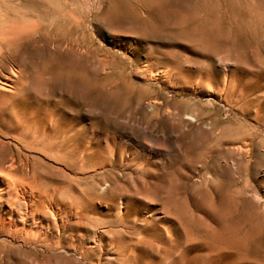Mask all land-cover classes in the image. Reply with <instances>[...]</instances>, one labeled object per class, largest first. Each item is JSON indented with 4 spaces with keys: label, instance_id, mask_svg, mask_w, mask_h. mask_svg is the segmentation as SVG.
<instances>
[{
    "label": "rangeland",
    "instance_id": "374dc122",
    "mask_svg": "<svg viewBox=\"0 0 264 264\" xmlns=\"http://www.w3.org/2000/svg\"><path fill=\"white\" fill-rule=\"evenodd\" d=\"M4 81L11 86L0 88V125L30 115L46 147L39 142L44 149L21 150L20 156L1 135L0 159L15 153L19 169L28 167L44 183L58 179L60 198L82 207L102 196L97 151L109 153L110 144L115 153L123 145L139 152L141 160L131 155L121 164L116 159L114 165H121L114 169L116 176L132 178L144 157L162 182L167 173L172 194L180 184L186 186L179 194L194 210L192 201H204V190L217 200L214 187L220 181L211 183L213 176L203 171L196 154L204 157L210 147L225 150L233 144L249 149L251 134L257 146L245 152L250 161L253 153L264 152V0H0V86ZM83 136L90 143L82 154L58 149L61 138L72 145ZM253 164L236 177L238 194L256 206L244 209L249 221L264 220V163ZM130 182L123 187L130 202L119 215L95 203L99 215L92 212L90 224L77 230L84 236L79 245L91 247L97 232L120 245L140 241L137 261L120 264H147L156 249L151 240L170 232L182 234L190 251L206 248L208 242L198 241V227L189 223L185 229ZM18 243L0 233V264H38L40 252L48 251ZM116 244L108 258L104 243L93 245L88 258L81 249L66 253L61 247L57 251L68 260L59 264L94 259L117 264ZM226 262L261 264L243 254Z\"/></svg>",
    "mask_w": 264,
    "mask_h": 264
},
{
    "label": "bare ground",
    "instance_id": "6f19581e",
    "mask_svg": "<svg viewBox=\"0 0 264 264\" xmlns=\"http://www.w3.org/2000/svg\"><path fill=\"white\" fill-rule=\"evenodd\" d=\"M9 33L11 34V32ZM10 81H4V85H1L0 88L2 87L8 91V86H11ZM1 98L2 94L0 93V99ZM3 103L4 101L0 100V104ZM29 116H26L24 119L21 118L22 120H19V117L17 120L10 119L6 124L4 123L5 126L0 125L2 127V129L0 127V136L2 135V137L9 140V142L14 143V147L19 151V155L24 153L20 152L21 150L27 151V149H29V152L34 149V147L38 148L37 144H39V142L43 143L44 140V133L39 132V127L33 126L34 129H32V121L30 122ZM52 129L53 128H51V130ZM252 136V134L249 136L250 140L248 144L251 146L249 149L233 144L231 147L225 148V150L218 148L213 150V148L210 147L205 151L206 156L204 157H201L200 154H196L203 167V171L213 176L211 183H213L216 178L218 181L220 180L222 182V185L220 186V181L218 182V186L214 184V193L217 195V200L213 199L210 191L204 189V191L200 192V196L205 199L204 201L190 200L194 202L192 203L195 206L194 210L190 209L188 205L189 201L186 199L187 196H181L179 194L186 186L180 184V189H177V193L172 194V183L168 181L170 178L167 177V173H164L165 177L163 176L164 179H167L166 182H162V179L158 177L154 171H151L153 169L148 170L150 167L147 168L146 166L150 161L144 157V159L141 157L142 162H140L141 167H139V172L133 175L132 178L127 177L122 179L116 176L114 174L116 173L114 169L117 165H120L119 163L114 165V163L118 162L117 160H119L121 164L125 162L126 158L132 159V157H138V160H141L140 154L138 155L139 152L133 153L132 150H126V148H122L123 145H120V147L117 145L119 148L117 150L118 152L115 151V153L110 144L106 147L108 152L110 151L109 153L101 152L104 148L97 151V153L99 152L96 158L98 162H96L95 166L104 173L103 180L98 185L100 195L102 196H100V201H91L92 204L82 207H78L71 200L67 201L63 196V198H60L61 193L57 177V181H51L53 177L51 179L49 178L50 181H48V183L37 180L38 177L35 171L32 174L33 170L29 171L28 167H26L25 170L18 168L14 155L15 153H11L9 158L5 157L4 159H0V233L10 235L13 242H30L33 243V245L38 244L45 250L54 251L40 252L39 256L37 255L38 264H59L65 261V259L68 260L64 254L62 255L57 251V249L61 247H64L66 253H76L77 249H81L80 254L88 258L90 252H94L92 249L94 248L93 245L99 244L101 246V243H104L103 250L107 253L106 256L108 258L110 257L108 251L113 249V246L117 243L114 237H108L105 233L97 232L92 235L91 242L94 244H91V247H83L79 245V243L83 240L82 237L84 236L82 233L78 235L76 232L78 229L86 228L90 224L91 218L93 217L92 212L96 214L100 212H98V207L95 203H104L103 205L108 208V214L115 212V214L119 215L125 205L130 202V197L124 194L123 187L126 185L125 183L131 179L132 182L130 183L140 185V192L146 197L150 196L151 202L157 201L160 203L162 208L160 210H162L165 215H172L185 229L186 225L189 223L198 227V241L200 240L201 243L205 241L208 242L206 248H203L204 250L198 248L190 251L187 248L188 241H186V238L182 234L174 235L171 234V232L167 233L165 237L162 236L161 238L151 240V247H155L156 249L153 250V256H149L150 259L148 258L147 264H228L227 262L225 263V261L234 263L240 254L247 255L249 259L264 264V220L256 219L249 221L244 216V209H248L250 206L256 208V206L254 203L247 200L244 194H238V190L236 189V177L239 171L250 166V163H264V152L258 153V151L257 153H253L256 155L253 161H250V157L247 155L248 153H252L253 148L256 149L255 147L257 146V142ZM2 137L0 138V145H2V142H5L2 141ZM64 138L65 137L61 138L60 141L57 142L59 145L58 149L63 148L67 153L81 152L80 154L89 150V136H83L79 142L75 141L76 144L73 143L72 145ZM32 143H34L35 146H30ZM43 144L46 147V144ZM39 149L41 150L44 148H38V150ZM145 149L146 148L143 150ZM39 152L40 151H38V153ZM245 152L247 154H245ZM61 154H63V152ZM80 161H82V159H80ZM203 179L208 180V178ZM185 180L184 178L182 182ZM203 182L205 183V181ZM193 187L198 188V185ZM194 188L192 192H190L191 194H194ZM200 189H198V191L196 189V193H199V191H201ZM136 193H138L137 189L135 191V194ZM196 193L195 195L198 194ZM158 217L162 216L158 215ZM66 227L67 231L69 230L67 234L64 233ZM214 241H217V243H214ZM3 243L6 246L10 244L9 241ZM139 244L140 241L136 242L133 240L125 245L116 244L115 250L116 253L118 252L117 264H120V261L123 259L137 261V246ZM139 250L141 251L140 248ZM148 255L150 254L148 253ZM218 259H220L219 262H217ZM94 260L96 261L92 264H106V261L100 263L98 259Z\"/></svg>",
    "mask_w": 264,
    "mask_h": 264
}]
</instances>
